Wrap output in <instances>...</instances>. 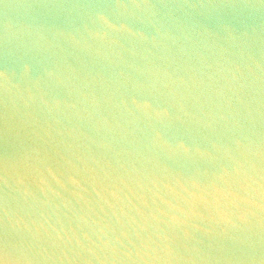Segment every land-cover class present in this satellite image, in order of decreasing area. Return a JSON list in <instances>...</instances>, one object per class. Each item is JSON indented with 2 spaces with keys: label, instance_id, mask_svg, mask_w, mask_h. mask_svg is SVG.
<instances>
[{
  "label": "water",
  "instance_id": "95a60500",
  "mask_svg": "<svg viewBox=\"0 0 264 264\" xmlns=\"http://www.w3.org/2000/svg\"><path fill=\"white\" fill-rule=\"evenodd\" d=\"M0 264H264V0H0Z\"/></svg>",
  "mask_w": 264,
  "mask_h": 264
}]
</instances>
